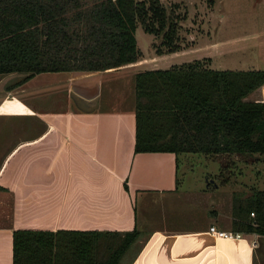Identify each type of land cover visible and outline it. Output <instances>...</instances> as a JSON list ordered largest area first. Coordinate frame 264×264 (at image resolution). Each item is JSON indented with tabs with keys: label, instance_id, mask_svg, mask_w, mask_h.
<instances>
[{
	"label": "trees",
	"instance_id": "1",
	"mask_svg": "<svg viewBox=\"0 0 264 264\" xmlns=\"http://www.w3.org/2000/svg\"><path fill=\"white\" fill-rule=\"evenodd\" d=\"M181 19L161 0H0V75L22 74V84L136 62L139 24L175 52ZM205 60L136 73V152L264 154V101L246 99L264 85V68L213 69ZM232 214L235 232L264 234V188L234 191ZM142 235L18 228L13 264H122Z\"/></svg>",
	"mask_w": 264,
	"mask_h": 264
},
{
	"label": "crops",
	"instance_id": "2",
	"mask_svg": "<svg viewBox=\"0 0 264 264\" xmlns=\"http://www.w3.org/2000/svg\"><path fill=\"white\" fill-rule=\"evenodd\" d=\"M139 64L76 71L67 78L74 108L53 117L22 98L21 91L10 90L19 82L0 86V114L34 116L38 124L9 133L11 141L0 151V264H13V233L18 228H139L138 191L156 187L153 182L158 179L146 183L143 177L151 179L153 163L168 158L164 154L169 152H136V102L126 98V105H118L105 98L103 104L101 94L104 74ZM259 89L262 96L246 99L264 101V85ZM232 198L221 193L217 208L208 210L217 221L212 218L205 226L186 231L140 229L143 235L134 245L145 236L146 241L128 264H264V234L241 232L239 238H226L211 231L213 225L234 231Z\"/></svg>",
	"mask_w": 264,
	"mask_h": 264
},
{
	"label": "rangeland",
	"instance_id": "3",
	"mask_svg": "<svg viewBox=\"0 0 264 264\" xmlns=\"http://www.w3.org/2000/svg\"><path fill=\"white\" fill-rule=\"evenodd\" d=\"M161 1L168 11L174 9L183 16L178 42L184 51L167 53L161 35L146 32L139 24L136 37L141 50L138 60L141 64L104 74L101 79L103 104L105 98L111 102L119 101L118 105H126L122 100L126 98L135 104L133 71L169 68L207 58L210 61L205 60L206 63L213 69L264 68V0ZM174 3L178 6L173 8ZM67 72L68 75L39 73L10 90L21 91L18 93L22 98L24 95V99L37 110L49 111L53 117L56 112H68L74 108L68 95L70 81L67 78L76 71ZM22 79V74L0 75V86L5 87L8 82L13 86ZM254 96H262V90H255L248 98L253 99ZM34 118L0 114V151L11 141L13 135L9 133L37 128ZM164 155L168 158L153 163V173L148 176L151 179L143 177L146 183L158 178L153 182L156 187H142L138 191V229L144 232L154 229L186 231L202 224L205 226L212 218L217 221V217L209 214L208 210L217 208L221 193L227 197L236 190L264 188V154L182 152L177 156L169 152ZM146 238L132 246L122 264H128L138 254V246Z\"/></svg>",
	"mask_w": 264,
	"mask_h": 264
},
{
	"label": "built area",
	"instance_id": "4",
	"mask_svg": "<svg viewBox=\"0 0 264 264\" xmlns=\"http://www.w3.org/2000/svg\"><path fill=\"white\" fill-rule=\"evenodd\" d=\"M211 231L216 236L219 237H226V238H239L241 237L242 233L241 232H235V231H228V230H223V229H218L216 226H211Z\"/></svg>",
	"mask_w": 264,
	"mask_h": 264
}]
</instances>
